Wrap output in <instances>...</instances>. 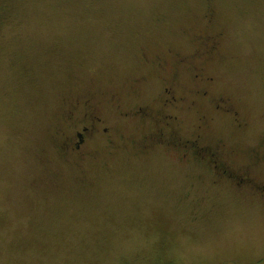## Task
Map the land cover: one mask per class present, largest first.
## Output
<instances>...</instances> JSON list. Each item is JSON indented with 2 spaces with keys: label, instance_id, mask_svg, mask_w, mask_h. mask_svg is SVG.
Masks as SVG:
<instances>
[{
  "label": "rangeland",
  "instance_id": "rangeland-1",
  "mask_svg": "<svg viewBox=\"0 0 264 264\" xmlns=\"http://www.w3.org/2000/svg\"><path fill=\"white\" fill-rule=\"evenodd\" d=\"M205 23L210 29L199 45L191 28ZM143 50H157L170 64L180 58L181 79L195 98L215 97L247 122L237 128L229 113L212 110L210 136L241 149L263 138L264 0H0V264H258L262 201L207 172L198 177L175 154L120 153L110 170L89 168L97 174L88 186L63 156L50 162L53 125L67 118L62 99L93 86L78 88L77 78L105 75L121 109L153 95L127 93ZM157 80L148 82L151 91ZM104 110L105 118H122ZM171 182H194L217 207L204 204L194 221L191 207L173 216L156 210L158 185ZM180 226L195 233H179Z\"/></svg>",
  "mask_w": 264,
  "mask_h": 264
},
{
  "label": "flooded vegetation",
  "instance_id": "flooded-vegetation-1",
  "mask_svg": "<svg viewBox=\"0 0 264 264\" xmlns=\"http://www.w3.org/2000/svg\"><path fill=\"white\" fill-rule=\"evenodd\" d=\"M212 12L215 14L214 8ZM169 52L170 51H168V53ZM210 52H215V48L213 50L210 49ZM144 55V62L150 63V59L146 55V52H144ZM175 55H177V53L172 57H175ZM180 62V58H175V61L170 64L163 56V63H160L161 67L164 65L166 66L159 77L164 81L163 89L165 90V96L161 98L163 106H170L173 103L182 102L187 104L185 106H203L210 109V111H217L219 109L231 115V121L235 127L241 129L245 128L247 122L243 120L237 109H227L228 104L223 105L221 102H218V99L215 97L211 99H201L202 97L195 98V91L189 85L186 86V91L183 89L181 85V70L178 66ZM208 79V83L211 85L213 77ZM148 81V76L140 75L139 77H133L131 79L130 88L136 92L134 88L136 82ZM167 83L169 85H166ZM176 85L182 89L180 90V96H176L174 93L173 87L175 88ZM197 92L202 94L207 93L206 90H198ZM168 94L169 97H167ZM106 97L109 99L108 106L105 108L106 110H113L117 116L125 114L124 109H121L122 104L118 99L119 97L117 98L115 94H109L108 89L106 91H89L81 93V99L84 101L82 115L74 119L79 120V122L76 123L73 121L72 124L66 127V130L55 131L54 139L60 138V135L65 138L67 153H65L64 159L69 165L74 164L78 168H82L85 164L84 162L92 164L98 162L101 157H105L106 159L114 158L120 153L148 156L153 153L157 146H160L157 144L163 143L162 145H167L165 138H160L165 132L160 131L159 128L160 113L163 112L165 109L164 107H161V109L157 111L156 114H159L157 117H155L154 114L150 115L140 109L143 116L141 117L142 124L136 123L137 120L132 118L134 130H130L121 127L113 118H105V110L99 111L96 105L89 104V101L92 99H98L99 103H102V100H106ZM132 108H136V106ZM137 109L140 113L139 108ZM165 124L168 127H172L167 129V133L174 130L175 126L173 124L171 125L169 122H165ZM206 142H203V145L198 147L199 151L196 152V156L202 157L208 155L210 157L211 160L208 162V166L215 175L213 176L211 173V177L214 178L217 183L229 187L227 188L228 190L233 188L239 191L244 198L252 201H262L261 211L264 214V135L263 138H260L257 145L249 149L232 148L224 139H219L215 144L213 141H209V144L204 145ZM179 144L178 141H173L172 148L178 150L174 146H178ZM67 157H73L74 161H71L70 158L67 161ZM84 183L91 184L89 181ZM204 197L207 199V195H204ZM202 200H204V198H202ZM211 205L216 207L214 204ZM255 262L264 264V255L257 258ZM247 264L253 263L248 262Z\"/></svg>",
  "mask_w": 264,
  "mask_h": 264
},
{
  "label": "trees",
  "instance_id": "trees-1",
  "mask_svg": "<svg viewBox=\"0 0 264 264\" xmlns=\"http://www.w3.org/2000/svg\"><path fill=\"white\" fill-rule=\"evenodd\" d=\"M209 29H210V25L205 23L203 27L201 28L192 27L190 33L195 36V39L199 41V45H200L201 42H206L207 40L206 34L202 35V32H203L202 30L208 31ZM209 35L212 38L209 42V46H210V49L213 50L214 48H216L215 45L217 41L215 38H213L214 34H209ZM197 48L199 47L197 46ZM217 51L218 49L215 50L216 53ZM144 52H146V54H150V52L143 50L141 56L144 55ZM197 52H199V49L195 51V53ZM157 53H159L157 50H156V53L152 52V54L154 55H152V58L150 59L151 64L147 63L146 61L144 62V64H141L142 66L139 68V71L136 73V75L138 76H135V77L144 75L146 77L147 76L149 77V81L158 79L157 80L158 89L155 90L156 87H151L153 89L151 91L148 85L149 81L148 82H136L134 84V88L136 92H134L133 89L130 88L129 86V89L127 92L129 95L131 94L141 95L143 91L150 92V93L154 92V93L145 104L143 105L136 104L135 105L137 106L136 108H132L133 106H130L129 108H125L124 109L125 114L120 115V117L122 118H115L114 120L117 121L121 127L127 129L131 124L134 123L132 122V118L137 120L136 123L142 124L141 117L143 116H142L141 110L149 113L150 115L154 114V116L157 117L159 115V114H156L157 111L161 109V107H164L165 109L163 110L162 113H160L161 115H160L159 128H160V131L165 132V134L160 136V138H165L167 145H162L163 143L157 144L160 146H157L155 150L153 151V153H155L158 148H162L167 153L175 154L176 158L180 162H183L185 164H191V166L195 167L196 170H200L197 175L198 177L201 178L206 172L212 176L211 174L212 171L210 170L208 166V162H210L211 159L208 155L197 157L196 152L199 151L198 147L200 145H203V142H206V141L207 142L204 143V145L209 144V141H213V143L215 144L216 142L219 141V139H224L227 142V144L232 148H238V147L231 145L229 141L226 139V137L224 136H219V135L215 136L212 133H211V136L209 135L212 129V123L214 122L217 116L212 115L205 110L191 111L190 106H185V104L182 102L173 103L168 107L163 106V102L161 101V98L165 96V90L163 89L164 81L162 78H159L163 71V67H161L160 63H157V60H158ZM204 69H205L204 66H202L203 71ZM80 75L81 74H78V76ZM103 81L105 82L104 85L101 84L100 80H97L95 78H91V79L88 78L84 80H80L79 78H77L76 86L79 88V87H84L89 84H92L93 85L92 87L87 88L88 91L94 92V91L103 90V89H104L103 91H106L107 89L106 85L109 83L110 79L105 78V75H104ZM166 85H169V84L167 83ZM181 85L183 89L186 91L187 83H184L183 81H181ZM173 89H174V93L176 96L181 95L180 90L182 89L180 87L176 85L175 88L173 87ZM167 97H169V94L167 95ZM201 99H203V97ZM108 101L109 99L107 97H106V100H102V103H99L98 99L97 100L92 99L89 101V104L96 105L98 110L102 111L108 106V103H107ZM83 103L84 101H81V102L75 101L73 99V96H68V95L64 96V98L61 101L60 111L62 114H65L67 118L58 119V121H56V124L53 125L54 133L55 131L58 132L59 129L60 131L66 130V127L72 124L74 120V119L72 120V118L70 117L71 109L68 106V104L75 109H79L80 107H83ZM137 108H139V110L141 109L140 113L138 112ZM81 115L82 114L79 113L77 117H81ZM190 120H193L195 124L193 125V128L188 130V122ZM165 122H169L171 125L173 124L175 126L172 132L167 133V129L172 128V127H168L165 124ZM173 141L174 142L178 141L180 143L178 146H174L178 150H175L172 148ZM50 148L55 151L54 156L50 158V162H53V160L58 159V157H61V156L64 157L65 153H67L66 148H65V138L62 135H60V138L52 139V146H50ZM126 154H130V153H126ZM84 163L85 164L82 168H78L74 164L70 165L71 167L78 169L79 172L82 173V176H81L82 178L87 179V180L82 179L84 186H88L84 182L89 181L90 179H94L93 176H96L97 174L96 171L93 172L92 174L91 169L89 168L99 167L98 169L100 170L102 168L107 169L103 165H99V164L97 165L98 162H95L92 164L91 163L87 164L86 162ZM174 169L176 170L175 172V177H176L179 171L175 167ZM191 177H193V175H191ZM89 183H93V182L89 181ZM175 185H178V184H173L171 182V183H163V184L158 185L159 191H160L159 194L161 197L155 206L156 210H162V211L167 210V212L170 213V216H173L171 214H175V211L179 212L181 210H184V208L191 207L192 214L194 215V217L191 218V221H194L193 219H196L198 217L197 215L199 214L200 209L204 204L208 203V205L205 206L207 210H210L213 208L211 204L209 206L210 201H207V199L201 195L200 189L199 191H197L196 189L197 186L195 185L194 182L192 184L187 183L183 187H179V186L173 187ZM170 192L172 193V195H169ZM202 198H204V200H202ZM175 202H178L179 204L177 205V208L174 207ZM152 210L153 209L151 208V211ZM190 226L194 227V224H190ZM193 227L188 231V228H184L180 226L178 228L179 233H181V231H184V233L187 234V236L192 235L195 233V231H193ZM162 251L163 250H160V254L162 253Z\"/></svg>",
  "mask_w": 264,
  "mask_h": 264
},
{
  "label": "bare ground",
  "instance_id": "bare-ground-1",
  "mask_svg": "<svg viewBox=\"0 0 264 264\" xmlns=\"http://www.w3.org/2000/svg\"><path fill=\"white\" fill-rule=\"evenodd\" d=\"M149 51H151V54H146L147 56H148V58L149 59H151V57H152V51L154 52L155 50H149ZM178 55V54H177ZM157 58H158V60H157V63H163V57L161 56V54H159V53H157ZM141 59H142V64H144V59H145V55H143V56H141ZM166 66L164 65L163 66V69L165 68ZM206 72V71H205ZM206 74H210V73H208V72H206ZM100 79V78H99ZM100 82H101V84H105V82L103 81V80H101L100 79ZM73 99L75 100V101H77V102H81L82 101V99H81V93H79V94H76V95H73ZM68 106L70 107V109H71V114H79L80 112H82L81 111V108H79V109H75V108H73V107H71L69 104H68ZM190 110L191 111H199V110H205V111H207L208 113H210L211 114V111L209 110V109H207V108H205V107H203V106H197V107H194V106H190ZM77 116H73L72 118H76ZM98 164L99 165H103V166H105L108 170H110V168L114 165V158H109V159H106V158H104V157H101L99 160H98ZM211 204H214L216 207H217V205L215 204V203H211Z\"/></svg>",
  "mask_w": 264,
  "mask_h": 264
}]
</instances>
